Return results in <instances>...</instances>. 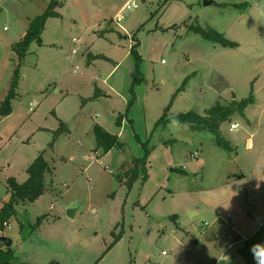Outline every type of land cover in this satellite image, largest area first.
<instances>
[{
  "label": "rangeland",
  "instance_id": "1",
  "mask_svg": "<svg viewBox=\"0 0 264 264\" xmlns=\"http://www.w3.org/2000/svg\"><path fill=\"white\" fill-rule=\"evenodd\" d=\"M50 1L0 0V106L19 70L0 115V209L40 154L51 167L3 232L13 263L244 264L237 240L264 225V0H135L120 23L128 0H57L19 60L16 43ZM253 88L255 103L221 125L232 149L171 125ZM98 126L119 145L106 152Z\"/></svg>",
  "mask_w": 264,
  "mask_h": 264
},
{
  "label": "trees",
  "instance_id": "2",
  "mask_svg": "<svg viewBox=\"0 0 264 264\" xmlns=\"http://www.w3.org/2000/svg\"><path fill=\"white\" fill-rule=\"evenodd\" d=\"M57 0H51L49 9L40 16L35 17L30 21L29 27L24 34L23 38L16 43L15 50L17 51L19 60H23L27 55L28 50L33 42L38 41L41 43V34L44 29L47 17L54 16V7ZM197 32L201 33L204 38L210 39L214 42L220 43L226 47H236V42L230 41L223 36V34L215 30H205L200 26H193ZM136 44L132 47V52L136 51ZM19 77V70L17 69L13 75L9 92L6 95L4 101L0 106V115L8 113L10 111V100L16 96L15 86ZM253 101L252 93L250 96L240 102H233L231 105H216L213 108L208 109L204 115L197 114L195 112H187L176 116V120L179 123L187 125L194 131H209L214 137L219 146H223L227 149H232L229 142L225 141L220 133V128L223 122L230 119L236 112L243 113L245 107ZM131 104V102L129 103ZM161 121L166 120L165 116H162ZM96 136L100 146H103L106 152L112 150L116 145H119L117 136L111 135L106 132L102 127H96ZM140 161V160H138ZM51 174V167L45 160L44 155L40 154L29 168V178L24 183H18L15 180H10L11 200L6 203L0 209V238L4 236V230L13 215L15 214V204L21 202H33L40 197L46 190V180ZM133 175V180L135 179ZM238 239L237 241H242ZM264 242V225L251 237L243 241L242 245L238 248V253L244 259V264H256L253 255V245H261ZM14 251L11 245H7L5 241L0 239V264H16L13 263ZM28 264V263H23ZM49 264H61L59 262H51Z\"/></svg>",
  "mask_w": 264,
  "mask_h": 264
},
{
  "label": "built area",
  "instance_id": "3",
  "mask_svg": "<svg viewBox=\"0 0 264 264\" xmlns=\"http://www.w3.org/2000/svg\"><path fill=\"white\" fill-rule=\"evenodd\" d=\"M136 8H138V4L135 2V0H128L123 6H122V8L119 10V12L116 14V17H115V21L117 22V23H120L122 20H123V14H124V12L126 11V10H131V9H136ZM74 42H79V40L78 39H76V38H74V40H73ZM74 54H76L77 53V50L76 49H74L73 51H72ZM78 69V68H77ZM75 72H76V70H75ZM233 125H236V127H233ZM231 127H230V130L232 131V130H235V129H237L238 127H239V124H233ZM10 225H7V227H9Z\"/></svg>",
  "mask_w": 264,
  "mask_h": 264
},
{
  "label": "clouds",
  "instance_id": "4",
  "mask_svg": "<svg viewBox=\"0 0 264 264\" xmlns=\"http://www.w3.org/2000/svg\"><path fill=\"white\" fill-rule=\"evenodd\" d=\"M178 124L179 121L176 119L171 121V125L176 126ZM233 127H236V125H233ZM253 255L256 264H264V245H253Z\"/></svg>",
  "mask_w": 264,
  "mask_h": 264
},
{
  "label": "crops",
  "instance_id": "5",
  "mask_svg": "<svg viewBox=\"0 0 264 264\" xmlns=\"http://www.w3.org/2000/svg\"><path fill=\"white\" fill-rule=\"evenodd\" d=\"M101 92V91H100ZM252 93V98H253V101L250 103V104H252V103H255V100H256V98H255V96H254V88L251 90V92H250V94ZM250 94H249V96H250ZM248 96V97H249ZM247 97V98H248ZM244 99H246V98H244ZM244 99H242V100H244ZM259 105L260 106H262L261 108V111L262 112H264V99H261L260 101H259ZM248 106V105H247ZM247 106L245 107V109L247 108ZM245 109H244V111H245ZM244 111H243V113H244ZM233 124H238V123H233ZM247 144H248V148H254L255 146H254V141H253V139H252V137H250L248 140H247ZM244 174H241V176L240 177H242ZM239 177V176H238ZM229 178H233V176H230ZM255 234V233H254ZM253 234V235H254ZM243 239V238H242ZM242 241H244V240H242Z\"/></svg>",
  "mask_w": 264,
  "mask_h": 264
},
{
  "label": "water",
  "instance_id": "6",
  "mask_svg": "<svg viewBox=\"0 0 264 264\" xmlns=\"http://www.w3.org/2000/svg\"><path fill=\"white\" fill-rule=\"evenodd\" d=\"M211 3H213V0H205L204 1V4L205 5H209V4H211ZM74 210H69V214L70 215H73L74 214ZM2 241H5L6 243H7V245H12V239L11 238H9V237H7V236H1V238H0Z\"/></svg>",
  "mask_w": 264,
  "mask_h": 264
}]
</instances>
